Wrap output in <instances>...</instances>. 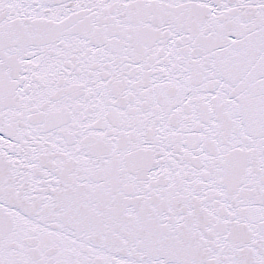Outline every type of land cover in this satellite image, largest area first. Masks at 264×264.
I'll return each mask as SVG.
<instances>
[{
  "label": "snow or ice",
  "instance_id": "1",
  "mask_svg": "<svg viewBox=\"0 0 264 264\" xmlns=\"http://www.w3.org/2000/svg\"><path fill=\"white\" fill-rule=\"evenodd\" d=\"M0 264H264V0H0Z\"/></svg>",
  "mask_w": 264,
  "mask_h": 264
}]
</instances>
